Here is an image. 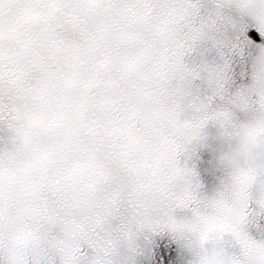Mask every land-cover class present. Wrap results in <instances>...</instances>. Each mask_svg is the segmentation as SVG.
Instances as JSON below:
<instances>
[{"label": "snow or ice", "instance_id": "1", "mask_svg": "<svg viewBox=\"0 0 264 264\" xmlns=\"http://www.w3.org/2000/svg\"><path fill=\"white\" fill-rule=\"evenodd\" d=\"M228 4L245 18L233 36L229 16L205 21L193 0H0V123L19 142L0 153V264H133L141 237L165 232L199 238L196 264H264V240L244 227L255 177L237 169L233 216L219 199L198 202L196 174L179 164L209 121L229 135L237 97L264 106V0ZM200 45L258 53L252 90L211 114L228 63L189 67ZM202 76L207 102L180 87ZM185 105L195 122L181 123ZM257 149L264 139L246 158ZM177 209L193 219L178 222ZM225 235L242 261L203 248ZM173 260L161 248L159 264Z\"/></svg>", "mask_w": 264, "mask_h": 264}, {"label": "rangeland", "instance_id": "2", "mask_svg": "<svg viewBox=\"0 0 264 264\" xmlns=\"http://www.w3.org/2000/svg\"><path fill=\"white\" fill-rule=\"evenodd\" d=\"M203 13V18L205 21L210 22L212 18H214V14L219 11L229 16L233 23L236 25L235 30H229L228 35L233 36L239 29L245 26V18L242 17L239 12L229 6L228 0H196V2ZM222 7H219L221 6ZM188 56L184 57V62L189 65V67L193 68H201L203 65L209 66H223L226 62L228 63V82L226 85V93L224 100L216 98L217 105L215 107V111L220 110L221 108L228 107V101L231 100L236 94L240 92H250L253 87V75L258 70V65L256 62V58L258 53L254 49H247L244 54L241 56L235 52H233L230 48H225L222 52L215 48H211L208 45H200L194 51L186 54ZM181 88L192 89L194 92L201 96L202 101L207 102L208 98L213 97V87L210 85L206 78L203 76L200 79H191L180 83ZM215 98L211 100V103H215ZM211 103L209 104L208 111L210 109ZM187 106V105H186ZM256 114V109L253 107L249 111L241 112L236 111L233 119V130L238 131L240 126L250 122ZM200 115V114H198ZM184 116L180 118V120L184 119ZM198 117V116H197ZM186 119V118H185ZM3 123H0V145L4 142V152H13L15 147H18L19 142L14 141V133H11V138L8 133L3 132ZM207 131H213L212 133L205 134L198 143L204 145V158L206 159V163L203 166V170L205 173L209 172H217V175H211L210 184L215 186L216 180L218 178H222V181L227 179L229 169L219 166L217 163V159L219 155L223 152H229L235 149L236 143L233 142L231 145L222 139L221 130L217 124L209 121L206 128ZM195 145H197L195 143ZM200 145V146H201ZM197 147V146H196ZM264 149H257L250 156L248 161L244 164L245 171L248 172L250 176L255 177L256 184H264V179L257 178L253 173H261L264 171V167L261 166L262 160L264 159ZM0 153H2L0 151ZM182 161V160H181ZM221 174V175H220ZM220 175V176H218ZM263 178V177H262ZM256 186H253V196L250 200V208L248 215L254 216L255 223L258 224L259 231L255 232L256 240H264V214L255 216V211L257 209L256 205ZM213 193L210 192L206 194L207 199H211L213 197ZM184 212L176 210L174 215L178 222H187L193 219L192 215H185ZM253 232V231H252ZM254 233V232H253ZM188 233L184 234L182 238H178L173 236L170 233H163L159 236L154 237V235L150 236L154 237V240L157 244H151L148 247V250H144V254L140 259H133V264H159V254L161 248L170 250L174 256L173 264H191L190 258L188 255L190 254L191 247L193 245H189V248L186 245L185 236ZM200 242V241H199ZM196 240L193 241V244H198ZM216 242V241H215ZM213 243L216 246V243ZM198 246L197 248H199ZM225 251V250H224ZM227 255L236 259L233 255H231L230 251L225 252ZM152 254V255H151ZM149 255H151L149 258ZM158 255V256H157Z\"/></svg>", "mask_w": 264, "mask_h": 264}, {"label": "trees", "instance_id": "3", "mask_svg": "<svg viewBox=\"0 0 264 264\" xmlns=\"http://www.w3.org/2000/svg\"><path fill=\"white\" fill-rule=\"evenodd\" d=\"M193 2L195 3L196 0H193ZM185 56H188V55H185ZM181 89L185 93L189 94L191 97L201 99V96H198V94L196 92H194L192 89H186V88H181ZM214 100H215V103H211L210 109L208 111L209 114H211L212 112L215 111V107L217 105L216 98ZM182 116H184L186 119L183 117L184 119L180 120L181 123H183L185 121L195 122V120L199 117L198 113H196L194 111V109L189 108L186 105L184 107L183 112L181 113L180 118ZM206 126H205V128H206ZM205 128L202 131L201 138L203 136H205V134H209V133L213 132V131H207ZM1 129H2V127H1ZM2 130H4L3 132L8 133L9 137L11 138L12 132L9 130L6 120L3 122V129ZM195 143L197 145H195ZM200 145L201 144H199L198 141L193 142V144L191 146H189L188 155L187 156L181 155L179 157V164H180V167L187 168L189 171L195 172L196 181L200 185V187L196 193V199L198 202H207V201L211 200L213 197H215L217 195V193L219 192V190L221 188V184H222V178H218L216 180L215 186H212L210 184L211 178L209 176H211L212 174L217 175V172H209V173L204 172L203 166L206 163V159L204 158V145H201V146ZM4 146L5 145L3 142V144L0 145V151L2 153L4 152V148H3ZM263 152H264V150H263ZM261 166L264 167V159L262 160ZM251 174L252 175L254 174L259 179H264V171L263 172L261 171V173H253V171H252ZM220 175H218V176H220ZM207 192L208 193L212 192L214 196L211 199H207L206 198ZM177 210L184 212V210H181V209H177ZM184 214L185 215H192L191 211H188V210H185ZM244 227H245V231L249 235V237L252 239H255L256 238L255 235L257 236V234L255 232L259 231V228H258L259 226L257 223H255V220H252L250 223L246 222ZM157 236H159V235H154V237H156V238H157ZM154 237L153 238L149 237L148 239L141 237V239L138 241V248H137L135 255L133 256V259H135V260L140 259L142 257V255L144 254V250H148V247H150L151 244H154V245L157 244V242L154 240ZM185 240H186V245L188 248H189L190 244L194 246V247L190 248V249H192V251H190V254L188 255V257L190 258L191 264H196V261L198 260V256L196 255V253L200 252V250H201V242H199L200 240L198 237L193 236L191 234H187L185 236ZM194 240H196V242H199V243L194 245L193 244ZM215 241H216L215 239L210 238L209 242H207L203 245V248L208 250L209 252H211L214 247L217 250H221V249L223 251L225 250L224 252L230 251L231 255H233L237 260L242 261L244 259L241 247L239 246V244H237V242L234 240V238L231 237L230 235H225L222 238H220L219 241H216V242ZM214 242L216 243V246H214V244H213ZM198 246H200V247L197 248ZM120 251H121L122 255H127V252L123 247H121ZM151 255H149V258H151L150 257ZM136 264H138V262Z\"/></svg>", "mask_w": 264, "mask_h": 264}, {"label": "clouds", "instance_id": "4", "mask_svg": "<svg viewBox=\"0 0 264 264\" xmlns=\"http://www.w3.org/2000/svg\"><path fill=\"white\" fill-rule=\"evenodd\" d=\"M233 106L241 112L251 110L247 103L240 97H237L236 100L233 101ZM221 137L226 140L229 145L235 142L236 147L232 151L221 153L217 159L218 165L229 169V172L227 179L222 181L219 192L211 200L219 199L220 209H226L235 216L238 211L236 206L238 194L243 188L240 178L237 175V169L245 171L244 164L250 158H246L245 156L246 144L252 140L258 142L264 139V106L258 105L253 119L241 125L238 131L230 129L229 135L226 136L224 135V131L221 130ZM254 185L256 186L255 195L257 197L255 216H259L264 214V184L255 183ZM254 185L249 188V195L251 198L253 196ZM253 219L254 216L248 215L246 217V222L250 223Z\"/></svg>", "mask_w": 264, "mask_h": 264}]
</instances>
